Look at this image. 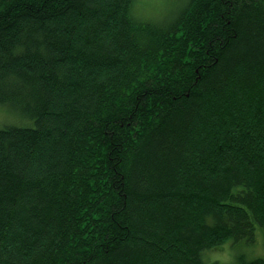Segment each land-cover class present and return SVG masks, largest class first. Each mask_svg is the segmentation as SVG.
Masks as SVG:
<instances>
[{"label": "trees", "instance_id": "1", "mask_svg": "<svg viewBox=\"0 0 264 264\" xmlns=\"http://www.w3.org/2000/svg\"><path fill=\"white\" fill-rule=\"evenodd\" d=\"M138 1L0 0V264H264V0Z\"/></svg>", "mask_w": 264, "mask_h": 264}, {"label": "rangeland", "instance_id": "2", "mask_svg": "<svg viewBox=\"0 0 264 264\" xmlns=\"http://www.w3.org/2000/svg\"><path fill=\"white\" fill-rule=\"evenodd\" d=\"M178 1L179 0H140L138 1L137 4V8L140 9H138V11L133 10V15L140 20L161 22L164 20L165 18L164 15L166 13H167L166 15L169 16L171 11L175 9L174 5L177 4ZM176 7H178V5ZM13 111L14 110L11 109L9 105H0V114H1L0 122L1 123L13 122L15 120ZM257 241H258L257 242L258 245L257 244L255 246L250 245V248H246V249L243 248L245 252H248L249 254L248 256L252 255L253 257L254 255L253 253L257 251L256 255H260L264 257V238L262 237V241L260 238H258ZM245 246L247 247V245ZM240 253H241L240 244H238V246L233 245L231 247L229 244H226L223 247H221L219 250L211 251L207 255V259L209 261L218 260L224 264H238L236 261H238V256Z\"/></svg>", "mask_w": 264, "mask_h": 264}, {"label": "bare ground", "instance_id": "3", "mask_svg": "<svg viewBox=\"0 0 264 264\" xmlns=\"http://www.w3.org/2000/svg\"><path fill=\"white\" fill-rule=\"evenodd\" d=\"M139 1H140V0H139ZM141 2H143V1H141ZM143 4H144V3H143ZM142 8H143V7H142ZM139 9H140V8H139ZM164 17H165V16H164ZM149 18H150V17H149ZM2 99H3V98H2ZM4 104H5V103H4ZM5 108H6V107H5ZM3 109H4V108H3ZM5 110H6V109H5ZM19 111H20V110H19ZM11 114H12V113H11ZM11 114H10V115H11ZM0 115H1V114H0ZM11 116H12V115H11ZM13 117H14V116H13ZM11 118H12V117H11ZM0 119H1V117H0ZM25 120H26V119H25ZM27 121H28V120H27ZM29 122H30V121H29ZM31 123H32V121H31ZM31 123H30V124H31ZM32 124H33V123H32ZM32 127H33V126H32ZM33 128H34V127H33ZM4 130H5V129H4ZM236 198H237V197H236ZM237 199H238V198H237ZM248 203H249V202H248ZM234 205H235V204H234ZM240 205H241V204H240ZM247 205H248V204H247Z\"/></svg>", "mask_w": 264, "mask_h": 264}]
</instances>
